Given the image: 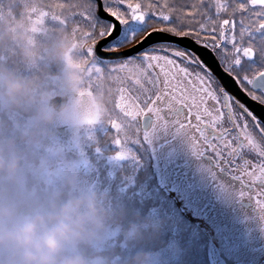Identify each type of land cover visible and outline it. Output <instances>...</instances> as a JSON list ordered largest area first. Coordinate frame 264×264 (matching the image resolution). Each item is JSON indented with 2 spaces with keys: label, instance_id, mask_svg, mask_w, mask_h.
Here are the masks:
<instances>
[{
  "label": "snow or ice",
  "instance_id": "6c2138e0",
  "mask_svg": "<svg viewBox=\"0 0 264 264\" xmlns=\"http://www.w3.org/2000/svg\"><path fill=\"white\" fill-rule=\"evenodd\" d=\"M15 8L33 31L71 29L74 47L94 61L89 95L106 71L117 73L107 120L117 157L131 154L127 142L138 135L151 141L174 129L212 161L214 178L222 172L239 183L238 195L253 199L264 220V0H16L0 3V16ZM232 83L239 89L230 95ZM241 89L259 102V119L237 98ZM149 114L154 124L145 131Z\"/></svg>",
  "mask_w": 264,
  "mask_h": 264
},
{
  "label": "clouds",
  "instance_id": "9594fccd",
  "mask_svg": "<svg viewBox=\"0 0 264 264\" xmlns=\"http://www.w3.org/2000/svg\"><path fill=\"white\" fill-rule=\"evenodd\" d=\"M93 62L70 28L36 32L22 10L0 16V264H164L138 245L159 240L166 220L129 219L109 192L83 186L61 149L48 150L58 125L111 115L117 73L89 95Z\"/></svg>",
  "mask_w": 264,
  "mask_h": 264
},
{
  "label": "rangeland",
  "instance_id": "374dc122",
  "mask_svg": "<svg viewBox=\"0 0 264 264\" xmlns=\"http://www.w3.org/2000/svg\"><path fill=\"white\" fill-rule=\"evenodd\" d=\"M21 10L14 9L17 14ZM173 130L165 133L161 129L151 141L142 135L129 140L131 154L123 158L116 155L121 146L115 143L116 130L107 121L80 128L58 125L52 143L79 171L84 187L109 192L116 203L129 210V219L139 213L166 220L159 240L138 245L159 252L164 264H207V256L215 264H224V260L219 263L217 243L229 249L233 244L244 245L255 238V249L264 251V237L255 234L258 229L264 230V221L255 229L246 222L247 215L232 218L236 231L226 230L227 222L221 226L222 235L209 240L203 191L207 174L202 161L195 162L198 166L193 172L183 166V156L178 158L169 143ZM225 196L227 203L240 198L238 190L228 189Z\"/></svg>",
  "mask_w": 264,
  "mask_h": 264
},
{
  "label": "flooded vegetation",
  "instance_id": "af4514ba",
  "mask_svg": "<svg viewBox=\"0 0 264 264\" xmlns=\"http://www.w3.org/2000/svg\"><path fill=\"white\" fill-rule=\"evenodd\" d=\"M229 94L231 95V93ZM253 114L256 115L254 112ZM257 118L259 119L258 116ZM153 124H154V118L152 117L151 123L146 128H144V130L145 131L151 130ZM166 131L168 130H165V133ZM173 132L174 133L172 134L174 135L172 139L169 140V143L172 144L171 146L173 147V151L175 155L178 156V158L180 156H183L182 157L183 162H185L183 166L186 165L189 171L193 172L195 168L198 166V164H196L195 162H200V161L203 162V166L205 168V172L208 178L205 181V186L203 191L205 194V201H206L205 211H204V216L206 219V226H207L206 235L207 237H209V240L212 236L217 237L219 235H222L221 232L223 230L221 229V226L226 225L227 222H229L228 225L229 227H227L226 230L236 231L234 228H237V225L234 226L231 225L232 218L239 216L242 217V215L243 216L247 215L248 218L246 219V222L252 225L253 228L257 229L256 226L262 219L260 218L259 210L256 208L255 201L247 197L234 198L228 203L224 201L226 197L225 193L228 189L239 191V183L237 181H234L226 173H222V172H217L216 178H214L208 171L209 167H212L213 170H215L212 161L207 156L204 157L195 156L192 153L190 146L185 141L184 137L176 134L174 130ZM249 158L251 159L252 157L249 156ZM263 232H264L263 229L262 230L258 229L255 231V234L264 237ZM214 240L216 241L217 238H215ZM256 242L257 240L255 238L254 240H251L244 245L240 243L233 244L229 249H223V247L220 246V243H217L216 244V248H218L217 255L220 258L219 263L222 260H224L225 263L229 262V264L230 263L235 264L243 261H245L246 264H264V251H259L255 249ZM206 259H207V264H215V262H213L211 258H208V256Z\"/></svg>",
  "mask_w": 264,
  "mask_h": 264
},
{
  "label": "water",
  "instance_id": "95a60500",
  "mask_svg": "<svg viewBox=\"0 0 264 264\" xmlns=\"http://www.w3.org/2000/svg\"><path fill=\"white\" fill-rule=\"evenodd\" d=\"M97 3L100 4L101 3V0H97ZM103 18H108V17L105 14V16ZM177 39L187 40L188 38H177ZM192 43H193V45H195V42L194 41ZM217 64H219V61H217ZM217 71H219L220 73H222L223 76L226 79H232L229 76V74L224 71V68L222 66H220L217 69ZM235 89H239V85L237 83H232L231 84V88H226V90L229 91V93H231V94H233V91L232 90H235ZM237 98L240 99L243 103H245L248 106V108L251 111H253L259 117L258 112H259L260 108H259V102L258 101L251 100L250 97H247L246 93H243L242 89L239 91V94L237 95ZM151 121H152V116L149 114L142 121L143 128H146L151 123Z\"/></svg>",
  "mask_w": 264,
  "mask_h": 264
},
{
  "label": "trees",
  "instance_id": "16d2710c",
  "mask_svg": "<svg viewBox=\"0 0 264 264\" xmlns=\"http://www.w3.org/2000/svg\"><path fill=\"white\" fill-rule=\"evenodd\" d=\"M0 3H2V4H6V0H0ZM16 9V8H15ZM150 243H153V242H150ZM140 247V246H139ZM130 251L132 250V249H129Z\"/></svg>",
  "mask_w": 264,
  "mask_h": 264
}]
</instances>
